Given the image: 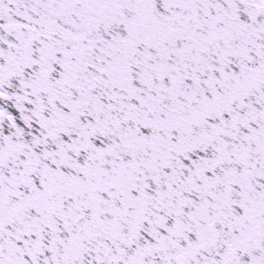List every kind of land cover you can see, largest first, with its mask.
<instances>
[{"label":"snow or ice","instance_id":"obj_1","mask_svg":"<svg viewBox=\"0 0 264 264\" xmlns=\"http://www.w3.org/2000/svg\"><path fill=\"white\" fill-rule=\"evenodd\" d=\"M0 264H264V0H0Z\"/></svg>","mask_w":264,"mask_h":264}]
</instances>
